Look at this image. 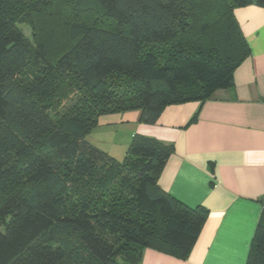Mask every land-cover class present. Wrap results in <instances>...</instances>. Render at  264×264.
Wrapping results in <instances>:
<instances>
[{
  "label": "trees",
  "instance_id": "trees-1",
  "mask_svg": "<svg viewBox=\"0 0 264 264\" xmlns=\"http://www.w3.org/2000/svg\"><path fill=\"white\" fill-rule=\"evenodd\" d=\"M248 5L264 0H0V264L188 256L208 208L160 186L173 144L136 134L119 160L87 136L101 115L140 110L153 124L230 88L250 52L235 14ZM246 264H264L263 219Z\"/></svg>",
  "mask_w": 264,
  "mask_h": 264
},
{
  "label": "crops",
  "instance_id": "crops-1",
  "mask_svg": "<svg viewBox=\"0 0 264 264\" xmlns=\"http://www.w3.org/2000/svg\"><path fill=\"white\" fill-rule=\"evenodd\" d=\"M235 14L250 52L230 88L168 105L153 124L140 120V110L104 114L90 133L100 129L90 141L115 157L125 156L136 134L170 142L160 186L189 206L208 208L187 257L147 247L141 264H246L264 220V8L248 5Z\"/></svg>",
  "mask_w": 264,
  "mask_h": 264
},
{
  "label": "rangeland",
  "instance_id": "rangeland-1",
  "mask_svg": "<svg viewBox=\"0 0 264 264\" xmlns=\"http://www.w3.org/2000/svg\"><path fill=\"white\" fill-rule=\"evenodd\" d=\"M19 13H20V11L18 10V11H16L14 13V15L18 16ZM16 23H17L18 27L22 30V32L25 34V36L27 38H29L30 40H33V38H34V29H33L32 25H31V23L28 21V19L23 16L22 19L16 20ZM23 76H22L23 78L31 77L32 76V69H27ZM74 98H75V96L72 98V100H69V101L68 100H65V101L63 100L64 102H63L62 106H59V108L57 109L59 111L56 113V110H54L55 115L63 113L66 110V108H68L70 106V104L73 102ZM99 130L100 129H96V131L93 133V136L95 138L97 136H101V134H99V132H100ZM2 135L3 134L0 132V136H2ZM93 136L91 134H88L87 139L90 140V139L93 138ZM94 143L98 144V145H101V144L96 143V142H94ZM116 158L121 160V159L124 158V154H120V156H117ZM52 233L54 235L64 239V240H69L68 242L75 243L71 238L67 237L65 231L62 228H60V227L55 228L52 231Z\"/></svg>",
  "mask_w": 264,
  "mask_h": 264
}]
</instances>
